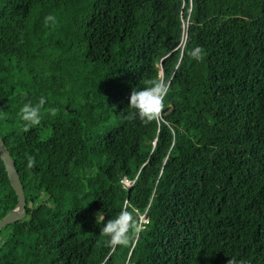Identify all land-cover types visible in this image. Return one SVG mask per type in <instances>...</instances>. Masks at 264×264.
<instances>
[{
  "label": "trees",
  "instance_id": "obj_1",
  "mask_svg": "<svg viewBox=\"0 0 264 264\" xmlns=\"http://www.w3.org/2000/svg\"><path fill=\"white\" fill-rule=\"evenodd\" d=\"M157 78L160 116L128 119ZM0 136L26 201L0 264H264V0H0ZM16 202L0 159V219Z\"/></svg>",
  "mask_w": 264,
  "mask_h": 264
},
{
  "label": "clouds",
  "instance_id": "obj_2",
  "mask_svg": "<svg viewBox=\"0 0 264 264\" xmlns=\"http://www.w3.org/2000/svg\"><path fill=\"white\" fill-rule=\"evenodd\" d=\"M44 24L54 25L56 23V17L54 15H45ZM190 57L195 60H200L201 49L195 47L189 52ZM149 86L142 89L131 91L128 97L127 106L131 110L128 119L138 118L144 123L151 122L157 119L163 108L164 97L169 91L167 83L159 78L148 82ZM45 100L41 97L35 105L30 102H24L19 109V119L23 121V130L28 131L29 128L36 126L41 121V108L44 105ZM52 114H55V110H52ZM27 167L31 168L34 165V158L27 156ZM133 229L135 232L141 230L140 226L133 222L132 216L126 210L121 211L113 219H108L103 223L102 234L108 239L107 245L111 248H115L117 245H127L129 242V229ZM227 264H246L243 261H237L235 258L228 259Z\"/></svg>",
  "mask_w": 264,
  "mask_h": 264
},
{
  "label": "water",
  "instance_id": "obj_3",
  "mask_svg": "<svg viewBox=\"0 0 264 264\" xmlns=\"http://www.w3.org/2000/svg\"><path fill=\"white\" fill-rule=\"evenodd\" d=\"M0 159L3 162L8 180L15 191L17 196V202L15 206L0 219V228L21 220L26 213L25 209V196L22 188V184L15 168L14 162L9 154V151L0 136Z\"/></svg>",
  "mask_w": 264,
  "mask_h": 264
},
{
  "label": "built area",
  "instance_id": "obj_4",
  "mask_svg": "<svg viewBox=\"0 0 264 264\" xmlns=\"http://www.w3.org/2000/svg\"><path fill=\"white\" fill-rule=\"evenodd\" d=\"M122 181H123V183H124L125 185H127L128 180L124 179V180H122ZM128 184H129V182H128Z\"/></svg>",
  "mask_w": 264,
  "mask_h": 264
},
{
  "label": "rangeland",
  "instance_id": "obj_5",
  "mask_svg": "<svg viewBox=\"0 0 264 264\" xmlns=\"http://www.w3.org/2000/svg\"><path fill=\"white\" fill-rule=\"evenodd\" d=\"M160 75H161V73H160ZM127 185H128V182H127Z\"/></svg>",
  "mask_w": 264,
  "mask_h": 264
}]
</instances>
